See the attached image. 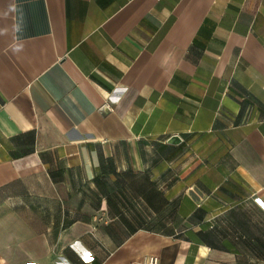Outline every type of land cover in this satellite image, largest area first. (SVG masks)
Returning a JSON list of instances; mask_svg holds the SVG:
<instances>
[{"label": "crops", "instance_id": "1", "mask_svg": "<svg viewBox=\"0 0 264 264\" xmlns=\"http://www.w3.org/2000/svg\"><path fill=\"white\" fill-rule=\"evenodd\" d=\"M150 258L264 264V0H0V264Z\"/></svg>", "mask_w": 264, "mask_h": 264}, {"label": "built area", "instance_id": "2", "mask_svg": "<svg viewBox=\"0 0 264 264\" xmlns=\"http://www.w3.org/2000/svg\"><path fill=\"white\" fill-rule=\"evenodd\" d=\"M148 264H156V259L155 258L148 259Z\"/></svg>", "mask_w": 264, "mask_h": 264}, {"label": "water", "instance_id": "3", "mask_svg": "<svg viewBox=\"0 0 264 264\" xmlns=\"http://www.w3.org/2000/svg\"><path fill=\"white\" fill-rule=\"evenodd\" d=\"M175 139H172V141H174Z\"/></svg>", "mask_w": 264, "mask_h": 264}]
</instances>
